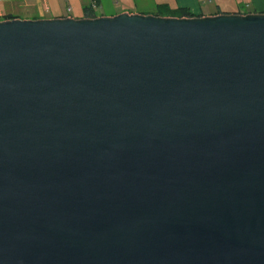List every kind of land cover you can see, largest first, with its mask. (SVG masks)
<instances>
[{
  "label": "water",
  "instance_id": "1",
  "mask_svg": "<svg viewBox=\"0 0 264 264\" xmlns=\"http://www.w3.org/2000/svg\"><path fill=\"white\" fill-rule=\"evenodd\" d=\"M0 264H264V13L1 20Z\"/></svg>",
  "mask_w": 264,
  "mask_h": 264
},
{
  "label": "crops",
  "instance_id": "2",
  "mask_svg": "<svg viewBox=\"0 0 264 264\" xmlns=\"http://www.w3.org/2000/svg\"><path fill=\"white\" fill-rule=\"evenodd\" d=\"M71 0H0V21L6 16L21 20H41L54 18H84L85 8L91 6L94 14L98 16H114L120 13L155 14L153 12H138L124 6L117 11L110 6L109 13H95V7L101 6V0H88L89 5L82 8V13L74 15L73 7L67 3ZM74 1V0H72ZM119 4H115L118 6ZM158 5H165L169 10L177 8L188 9L193 17L215 16L218 14H249L264 13V0H158ZM164 17V16H162Z\"/></svg>",
  "mask_w": 264,
  "mask_h": 264
},
{
  "label": "rangeland",
  "instance_id": "3",
  "mask_svg": "<svg viewBox=\"0 0 264 264\" xmlns=\"http://www.w3.org/2000/svg\"><path fill=\"white\" fill-rule=\"evenodd\" d=\"M119 4L118 6H115V4ZM158 2V0H101V6L95 7V13L97 15L101 13H109L110 12V6L116 8L117 11L121 10L124 6L126 8L129 7L131 10H136L138 12H153L156 14L155 11V5ZM69 6L73 7V12H71V15H74L75 12L77 14L82 13V8L88 4V0H74L67 3Z\"/></svg>",
  "mask_w": 264,
  "mask_h": 264
},
{
  "label": "trees",
  "instance_id": "4",
  "mask_svg": "<svg viewBox=\"0 0 264 264\" xmlns=\"http://www.w3.org/2000/svg\"><path fill=\"white\" fill-rule=\"evenodd\" d=\"M157 16H164V17H175V18H190L193 17L188 9L177 8L175 10H169L165 5H158L156 9ZM85 18H93L96 17L94 14L93 8L91 6L85 8L84 13ZM11 16H6L5 19H11Z\"/></svg>",
  "mask_w": 264,
  "mask_h": 264
}]
</instances>
